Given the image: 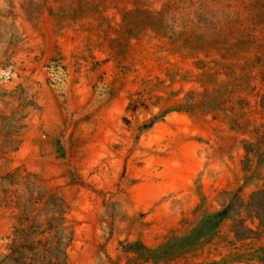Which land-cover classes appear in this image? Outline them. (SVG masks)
Returning <instances> with one entry per match:
<instances>
[{
    "label": "rangeland",
    "instance_id": "1",
    "mask_svg": "<svg viewBox=\"0 0 264 264\" xmlns=\"http://www.w3.org/2000/svg\"><path fill=\"white\" fill-rule=\"evenodd\" d=\"M0 264H264V0H0Z\"/></svg>",
    "mask_w": 264,
    "mask_h": 264
}]
</instances>
